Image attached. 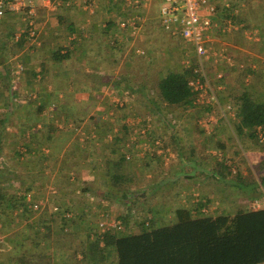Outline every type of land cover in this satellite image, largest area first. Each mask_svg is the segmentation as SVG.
I'll list each match as a JSON object with an SVG mask.
<instances>
[{"label":"crops","instance_id":"crops-1","mask_svg":"<svg viewBox=\"0 0 264 264\" xmlns=\"http://www.w3.org/2000/svg\"><path fill=\"white\" fill-rule=\"evenodd\" d=\"M28 1L32 14L0 16V183L17 196L31 189L50 208L44 220L52 224V239L36 249L45 255L40 264H90L89 247L99 232L97 218L91 221L97 215L91 213L93 207H103L104 219L109 207L115 214L126 212L121 201L108 203L104 196L112 167L108 158L115 157L105 143L115 138L122 142L120 153L128 145L136 153L125 167L134 177L131 192L140 194L132 207L142 209V217L170 222L179 207L215 217L247 209L254 201L264 208V190L256 185L264 177V144L249 129L239 133L237 108L228 98L243 88L264 103V0H214L220 11L207 44L211 55L219 57L212 56L206 68L212 85L222 87L220 107H233L226 117L218 105L194 106L192 89L191 107L159 109L160 75L188 70V58L197 64L191 45L164 30L165 0H155L157 21L150 17L152 0L143 7L117 0ZM230 11L237 19L229 30L225 13ZM127 18L137 23L136 34L131 26H120ZM164 36L166 43L183 41L186 51L176 64L165 52L160 55ZM19 66L23 70L17 76ZM164 118L172 121L167 125L172 132ZM199 119H206L211 131L199 127ZM147 123L154 127L152 135L162 133L172 155L168 163L138 152L132 143L133 136L140 139L136 129ZM222 160L233 167L234 176L219 165ZM243 187L251 190L246 197L240 196ZM58 197L54 210L50 204ZM67 210L73 216L63 227ZM18 230L11 226L0 235L3 254L12 250L3 242L5 234ZM62 235H69L66 242L59 240ZM106 258L104 264L117 263L114 250Z\"/></svg>","mask_w":264,"mask_h":264},{"label":"trees","instance_id":"trees-1","mask_svg":"<svg viewBox=\"0 0 264 264\" xmlns=\"http://www.w3.org/2000/svg\"><path fill=\"white\" fill-rule=\"evenodd\" d=\"M116 2L125 4V0ZM218 9L220 11L219 7ZM225 16L228 18V13ZM230 18L236 22L237 17ZM195 67L196 62L192 60V66L188 70L169 71L160 77L157 86L159 109L164 105L166 110L187 109L192 106L194 93L189 81L195 77ZM228 98L237 108L239 133L249 129L252 131L251 136L256 139L254 131L258 127L264 129V103H258L243 88L230 93ZM99 142L102 149L103 140ZM105 144L115 157L108 158L112 167L107 173L108 190L104 196L108 203L118 199L125 205L126 212L117 220L122 221L126 230L132 229V233L125 230L110 231L102 235L100 229L99 232L96 231L89 247L90 264H102L110 250L116 253V264H264V208H240L235 213L213 217L204 215L201 210L195 213L192 208L179 207L175 210L174 220L167 225L159 223L155 217L152 219L145 216L138 222L131 220L128 214L133 209L132 205L139 200L140 194L131 192L129 188L134 182V177L130 175L128 167H125L129 160L125 153H120L123 148L120 139L115 138ZM157 156L166 161L165 154L155 155ZM219 165L226 168L229 176L233 174V167L226 160L220 161ZM256 185L258 190H264V177L256 180ZM256 185L252 187L256 189ZM2 186L0 183V235L11 226H19V230L10 237L5 234L3 242L12 250L5 254L0 250V264H40L45 255L39 256L36 249L45 240L52 239V224L44 220L48 211L37 216L39 213L34 210V203L42 197L33 195L34 203L28 202L27 195L31 193V189H26L23 195L17 196ZM163 200L167 207L169 200L166 197ZM67 213L71 211L67 210ZM24 221L26 225L22 226ZM69 222V219H64L63 227L68 226ZM68 236L62 235L59 240L66 242ZM30 245L31 252L26 253L25 249Z\"/></svg>","mask_w":264,"mask_h":264},{"label":"built area","instance_id":"built-area-1","mask_svg":"<svg viewBox=\"0 0 264 264\" xmlns=\"http://www.w3.org/2000/svg\"><path fill=\"white\" fill-rule=\"evenodd\" d=\"M149 1L150 0H125V3L131 6L134 5V7H139L140 4L146 6ZM63 2L64 0L57 1L59 5ZM87 7H91V4H88ZM226 9L227 8H224V11H226ZM26 10H29L28 12L31 14L33 13L32 5L28 0H0V16H4L6 13H21ZM230 12L227 16V28L229 30L233 26V20L230 18L232 14ZM218 14V5L214 2V0H165V4L161 8V23L164 30L172 35H178L182 40L190 44L192 47V53L197 58V64L194 70L195 77L189 81L190 88L196 94V99L193 103L194 106L204 107L206 105L215 104L220 107L218 90H221L222 87L212 85L206 68V64L212 59V56L219 57L216 54L211 55L212 52H210L207 44L209 41L208 38L215 28ZM120 26L124 29L131 26L132 33L136 34L138 32L137 23L134 21H123ZM32 33L34 34L35 32L32 31ZM186 65L189 68L192 66V60L190 58L187 59ZM22 70L23 67L19 66L17 76L21 74ZM218 78L221 79L222 77L219 76ZM220 109L224 117H226L227 112L233 111L232 105H229L226 108L220 107ZM198 123L203 129L211 131L210 123L206 119H199ZM152 129V124L148 123L138 127L135 134H139L140 139L134 137L132 139V143L135 145L138 152L149 151L152 155L165 154L166 161L169 162L172 158L170 150L165 147L161 139L152 135ZM254 132L258 143L264 144V129H262V127H258ZM128 150H131L130 145H128L127 152L125 151V154L126 159L131 160L132 156L136 153L132 154V151L130 152ZM214 156L219 159L222 157L216 151ZM27 200L28 202H33V193H29L27 195ZM92 202L95 204L94 198L92 199ZM44 204V200L39 199L34 203V210L39 211ZM249 207L251 210H258L261 208V204L259 201H254L249 204ZM128 215H130L131 219L136 220L137 222L141 221V216L135 208H133ZM72 216L73 214L71 213H65V217L67 219L72 218ZM99 227L102 235L110 231L123 232L126 230L122 221L116 219L110 221L103 218L100 221ZM126 231L127 233H132L129 229Z\"/></svg>","mask_w":264,"mask_h":264},{"label":"rangeland","instance_id":"rangeland-1","mask_svg":"<svg viewBox=\"0 0 264 264\" xmlns=\"http://www.w3.org/2000/svg\"><path fill=\"white\" fill-rule=\"evenodd\" d=\"M231 1V0H230ZM149 3V2H148ZM128 5V4H127ZM129 6H131V5H129ZM134 6V5H133ZM93 7V6H92ZM92 7H87V8H92ZM136 7V6H135ZM150 8H152L153 7V14H152V16H150L153 20H156L157 21V4H156V1L155 0H152L151 1V3H150V6H149ZM149 8V9H150ZM160 10V9H159ZM150 17L148 18V19H150ZM148 19H147V23H148ZM130 20V19H129ZM128 20V18L126 19V20H124V21H129ZM142 22V21H141ZM140 22V23H141ZM166 38V39H165ZM160 42H159V50H161V53H160V55L163 53V52H165V54L167 55L168 54V57L170 56V57H172L171 59L173 60V62H174V64H176V63H178V61H180V58L182 59V57H183V55H184V53H183V51H186L185 50V48H184V45H183V41H181V40H179L178 38H171V40H170V42L169 43H166L167 42V37L166 36H164V37H160ZM166 47H168V49L169 50H167V48ZM191 48V47H190ZM164 50V51H163ZM191 51V50H190ZM190 51L188 50L187 51V54L189 55V53H190ZM142 57V56H141ZM195 62H196V60H195ZM162 65H163V63L161 62V65H160V67L162 68ZM213 66H214V64H212ZM164 66V65H163ZM213 68L214 67H212V68H210V70L209 71H214L213 70ZM160 77H161V75H160ZM161 119V118H160ZM165 119V118H164ZM173 120V119H172ZM161 121H162V119H161ZM198 122V121H197ZM165 125L167 126L168 124H171L172 123V121L170 122L169 120H166L165 119ZM197 125H199V127H201L200 126V124L199 123H196ZM143 126V125H142ZM155 126V125H154ZM154 128V127H153ZM202 128V127H201ZM169 130L168 132H172L171 131V128H169L168 126L166 127V130ZM160 133V132H159ZM161 134V136H162V133H160ZM155 136H157L159 139H161L162 140V137L161 136H159V135H155ZM133 137H135V136H133ZM140 141V140H139ZM163 141V140H162ZM164 142V141H163ZM128 143H130V142H128ZM165 144V143H164ZM146 153H147V155L151 158V157H155V155H152L151 154V152H149V151H146ZM164 163H168V161H164ZM251 193V190H250V188H242V190H241V192H240V196L242 195V196H244V197H246V196H248L249 194ZM45 197V196H44ZM43 198V197H42ZM58 199H60L59 197L58 198H56V199H53L52 201H54L53 203L51 202V206H53V208H54V210H55V207L56 208H58L59 207V200ZM198 201V200H197ZM95 204H97V203H95ZM105 204H107V203H105ZM249 204L250 203H248V208L247 209H250V207H249ZM119 207V206H118ZM137 208H139L138 206H136ZM62 207L60 206V208L59 209H61ZM100 208V209H99ZM99 208H93L92 209V212L91 213H96L97 215H95L94 213V215H95V219L93 220V219H91V221H95L96 220V218H97V221H96V223H97V225H99L100 224V221H101V219H103V217H102V213L104 212V210H103V207L101 206V207H99ZM120 209H121V207H119ZM49 209L50 208H48L46 205H44L39 211H38V213L39 214H37V216H39L40 214H42L43 212H45L46 210L49 212ZM138 211H142V209H137ZM214 211V210H213ZM74 212V211H73ZM108 213H109V215H108V217L106 218L107 220H110V221H113V220H117L118 219V217L119 216H121V212L119 211L118 213H116L115 214V211L112 213V211H111V207H109L108 208ZM211 213H212V211H211ZM211 213H208V215L209 214H211ZM222 214V212H220L219 213V215H221ZM48 215V214H47ZM141 218H143L142 216H141ZM131 219V218H130ZM132 220V219H131ZM134 221H136V220H134ZM170 222H165V223H163V224H169ZM100 227H98V229H99ZM129 231H131L132 232V229H129Z\"/></svg>","mask_w":264,"mask_h":264}]
</instances>
